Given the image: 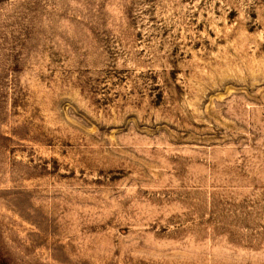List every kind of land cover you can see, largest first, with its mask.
I'll return each instance as SVG.
<instances>
[{
	"label": "rangeland",
	"instance_id": "obj_1",
	"mask_svg": "<svg viewBox=\"0 0 264 264\" xmlns=\"http://www.w3.org/2000/svg\"><path fill=\"white\" fill-rule=\"evenodd\" d=\"M0 264H264V0H0Z\"/></svg>",
	"mask_w": 264,
	"mask_h": 264
}]
</instances>
